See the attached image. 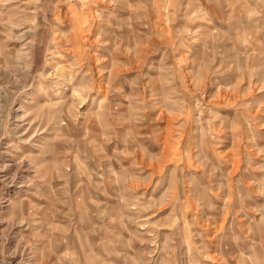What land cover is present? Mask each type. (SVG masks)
Masks as SVG:
<instances>
[{"label": "rangeland", "instance_id": "374dc122", "mask_svg": "<svg viewBox=\"0 0 264 264\" xmlns=\"http://www.w3.org/2000/svg\"><path fill=\"white\" fill-rule=\"evenodd\" d=\"M0 264H264V0H0Z\"/></svg>", "mask_w": 264, "mask_h": 264}]
</instances>
